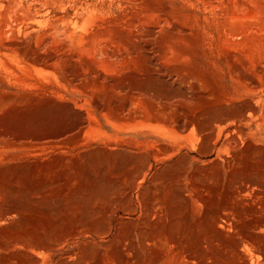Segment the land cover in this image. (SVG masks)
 Returning a JSON list of instances; mask_svg holds the SVG:
<instances>
[{"label": "rangeland", "instance_id": "obj_1", "mask_svg": "<svg viewBox=\"0 0 264 264\" xmlns=\"http://www.w3.org/2000/svg\"><path fill=\"white\" fill-rule=\"evenodd\" d=\"M231 1L0 0V264H148L147 226L264 264L222 227L264 216V0L221 39Z\"/></svg>", "mask_w": 264, "mask_h": 264}, {"label": "bare ground", "instance_id": "obj_2", "mask_svg": "<svg viewBox=\"0 0 264 264\" xmlns=\"http://www.w3.org/2000/svg\"><path fill=\"white\" fill-rule=\"evenodd\" d=\"M203 1V0H202ZM212 1V0H211ZM203 3V2H202ZM221 3V2H220ZM253 3L254 2H252V7H253ZM210 4V3H209ZM247 5L248 6V3L246 2V1H238V0H232L231 1V5H232V11L230 12V11H228L227 12V14L230 12V14H231V17L229 18V21L227 22V21H223L222 23H219L217 26L220 28V30H219V36L221 37V39H225L226 38V36L228 35V30L229 29H232V28H229L228 29V27H230L229 26V24L230 25H233L234 27L236 26V25H240V24H242V22H244L243 21V19L240 17V16H238V14H236V12H238V11H236L237 9H236V7L238 8L239 6H243V5ZM211 5H212V3H211ZM216 5V4H215ZM228 5H226L224 2H223V9H224V12L225 11H227V10H229V7H227ZM249 6H250V4H249ZM192 7V6H191ZM214 7V6H213ZM212 7V8H213ZM219 6H217V8H218ZM222 6H220V8H221ZM231 7V6H230ZM251 7V8H252ZM254 8V7H253ZM256 8V7H255ZM226 9V10H225ZM210 10V9H209ZM222 10V9H221ZM252 11H255V12H253L254 14L256 13V10L254 9H251ZM223 11V10H222ZM213 12V11H212ZM223 12V13H224ZM251 13V12H250ZM256 14H258V13H256ZM251 15H252V13H251ZM204 16V15H203ZM203 16H202V18H203ZM210 16V15H209ZM208 16V17H209ZM224 16V15H223ZM247 16H248V14H247ZM259 16V15H258ZM256 17H257V15H256ZM198 21H200L201 19H200V17L199 16H197L196 15V17H195ZM228 18V17H227ZM246 18V17H245ZM244 18V19H245ZM252 18V17H251ZM250 18V19H251ZM203 19H205V18H203ZM247 19L248 18H246V21H247ZM205 20H207V19H205ZM249 20V19H248ZM254 20H256V18L254 19ZM245 21V22H246ZM251 21V20H250ZM249 21V22H250ZM257 21V20H256ZM248 22V23H249ZM253 22V21H252ZM222 24V26H220ZM244 24H246V23H244ZM253 24V23H252ZM251 23H250V25H252ZM247 25V24H246ZM243 26V25H242ZM237 27V26H236ZM235 27V28H236ZM235 28H234V30H235ZM238 28V27H237ZM241 28V27H240ZM246 28V27H245ZM242 29V28H241ZM244 29V28H243ZM252 29V28H251ZM253 29H255V27L253 28ZM208 30H210V29H208ZM233 30V29H232ZM231 30V31H232ZM233 30V31H234ZM246 30V29H245ZM244 30V31H245ZM217 31H218V28H217ZM233 31H232V33H233ZM236 31H238L237 29H236ZM248 31H249V33H250V30H248L247 29V33H248ZM255 31V30H254ZM254 31H253V33H254ZM257 31V30H256ZM208 34H209V32L208 31H206ZM205 32V33H206ZM206 33V34H207ZM232 33H229V34H232ZM244 33H246V32H244ZM247 33H246V35H247ZM211 34V33H210ZM232 35H234V33L232 34ZM213 36V35H212ZM215 36V35H214ZM213 36V37H214ZM217 36H218V34H217ZM216 36V37H217ZM228 37H230V36H228ZM218 38V37H217ZM215 39V38H214ZM219 39V38H218ZM217 39V40H218ZM229 39V38H228ZM228 39L226 40V41H228ZM247 39H249L248 37H247ZM254 39V38H253ZM252 39V40H253ZM230 40V39H229ZM232 40H234L235 41V38H233ZM245 40H246V38H245ZM256 40H257V38H256ZM255 40V41H256ZM220 41V40H219ZM225 41V40H224ZM237 41V40H236ZM241 42V41H240ZM224 43H226V42H223L222 44L224 45ZM230 43V42H229ZM242 43H245L244 41L243 42H241V44ZM237 44V43H236ZM240 44V43H239ZM220 45V44H219ZM222 45V46H223ZM229 64V63H228ZM173 130H174V128H173ZM169 151V150H168ZM137 190V189H136ZM140 195V194H139ZM139 195H137V200H139L140 201V204L139 205H137V207H136V209H134L135 211H139V213H140V215H141V217H143L144 219H150L151 217H152V215L155 217V218H158L160 221H161V219H162V209L160 208H156L155 206H147V205H143L142 203H141V200H140V197H139ZM131 199L133 200V193H132V196H131ZM153 203V202H152ZM237 206V205H236ZM244 206V208L242 207L241 209H244V210H242L241 211V209H236V208H234L232 205H230V206H228L224 211H225V213H224V217L223 218H225L224 220H222V221H224V222H222L223 223V225H222V227H224L225 228V226H228V227H232L233 225V222H231L232 221V219H229L228 218V216H229V214H231V213H233L234 215H241V219L244 217V220H242L241 222H242V224H243V226H242V224H240L241 225V234H242V238H240V239H238V241L240 240V242H238L239 243V248L240 247H242L243 246V248H245L246 249V246H245V242L246 241H252L253 242V239H251L250 237H249V232H253V233H255L257 230H259V229H261V228H264V216H262L261 215V213L260 212H258V210L257 209H255V208H253V207H248V210H246L247 209V207L245 208V205H243ZM238 208V207H237ZM153 217V218H154ZM218 219H220V217H218ZM240 219V220H241ZM245 219H247L246 221H245ZM234 221V220H233ZM238 222V221H237ZM237 222H234V223H237ZM240 222V223H241ZM218 226V225H217ZM162 227V226H161ZM220 227V226H219ZM235 227V226H234ZM221 228V227H220ZM146 229H148V226H147V228H145V232H144V234H143V242L142 243H144V245L147 247V248H156V250H157V253L155 254V255H151L150 256V260H149V263L148 264H193V258H194V256H196V252L195 251H193V249L191 248V237L189 236V235H187L186 233H183L182 234V237H181V235L179 236V238H176L175 237V235H174V232H175V228L173 227V226H171L170 228H169V231L167 232V233H164V234H162V232H160V231H155V230H149L148 231V233L146 232ZM149 229H151V228H149ZM216 229H217V227H216ZM239 228H237V230H238ZM217 230H219V229H217ZM227 230V229H226ZM110 231H111V229H110ZM222 231V230H221ZM227 232V231H226ZM226 232H224V233H226ZM237 233V232H236ZM239 233V232H238ZM237 233V234H238ZM179 234V233H178ZM231 234H233V233H231ZM230 234V235H231ZM235 234V233H234ZM252 234V233H251ZM221 235V234H220ZM229 235V234H228ZM237 236H239V235H237ZM241 236V235H240ZM251 236V235H250ZM181 238V239H180ZM238 238V237H237ZM146 241H148V242H146ZM219 241V240H218ZM236 241V240H235ZM227 242V241H226ZM225 242V243H226ZM231 242V241H230ZM217 243V242H216ZM237 243V242H236ZM227 244H229V243H227ZM227 244H225V246H227ZM224 245V244H223ZM237 245V244H236ZM216 246V245H215ZM224 247V246H223ZM234 247V246H233ZM217 249V248H216ZM219 249V248H218ZM222 249V248H221ZM226 249V248H225ZM154 250V249H153ZM201 250L202 251H206V257H205V261L204 262H208V260H210L211 258L208 256V246H202L201 247ZM150 251V250H149ZM225 251V250H224ZM235 251V250H234ZM238 251V250H237ZM237 251H235V252H237ZM248 251V253L247 254H249V255H247V257L248 258H245L244 256L243 257H241L240 258V260H239V264H255V262H256V254H254V252H252L251 250H247ZM205 253V252H204ZM232 253H234V252H232ZM240 253V252H239ZM133 254V253H132ZM138 254V253H137ZM148 254V253H147ZM131 256H133V255H131ZM140 256V255H139ZM139 256H137V257H139ZM204 256V255H203ZM215 256H217V255H215ZM226 256V255H225ZM238 256H239V254H238ZM136 257V256H135ZM141 257V256H140ZM139 257V258H140ZM259 257L260 256H257V258L259 259ZM200 258V257H199ZM221 258V257H220ZM231 258V257H230ZM198 259V258H197ZM213 259V258H212ZM237 259V258H236ZM256 259V260H255ZM200 260V259H199ZM238 260V259H237ZM136 261V260H135ZM125 262V261H124ZM206 262V263H207ZM210 262V261H209ZM136 263V262H135ZM206 263H203V264H206ZM232 263H233V260H232ZM129 264V263H128ZM132 264V263H131ZM208 264V263H207ZM234 264H237V263H234Z\"/></svg>", "mask_w": 264, "mask_h": 264}]
</instances>
